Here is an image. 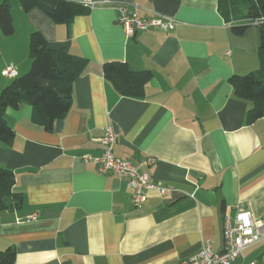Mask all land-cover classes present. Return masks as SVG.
Returning <instances> with one entry per match:
<instances>
[{
    "label": "crops",
    "instance_id": "crops-1",
    "mask_svg": "<svg viewBox=\"0 0 264 264\" xmlns=\"http://www.w3.org/2000/svg\"><path fill=\"white\" fill-rule=\"evenodd\" d=\"M7 1L14 34L0 37V94L13 79L2 74L6 65L30 70L34 31L70 40V53L87 61L51 131L33 121L29 104L4 114L15 138L0 140V165L23 197L20 208L0 210V250L15 249L11 264H175L207 240L222 250L225 216L248 210L264 223V117L248 123L252 104L229 82L259 69L258 25L234 33L218 0H74L89 10L69 24ZM119 3L177 25L128 35ZM108 61L151 70L144 97L120 95L104 77ZM108 125L119 134L115 154L133 163L154 157L147 171L171 191H151L136 208L125 180L80 158L103 153ZM233 264H264V240Z\"/></svg>",
    "mask_w": 264,
    "mask_h": 264
},
{
    "label": "trees",
    "instance_id": "trees-1",
    "mask_svg": "<svg viewBox=\"0 0 264 264\" xmlns=\"http://www.w3.org/2000/svg\"><path fill=\"white\" fill-rule=\"evenodd\" d=\"M219 11L232 25L236 34H242L251 21L260 19V67L244 75L229 78L234 94L251 102L247 121L252 123L264 117V0H218ZM24 11L39 8L54 22L69 24L75 16L88 12L89 6L74 0H20ZM1 35L12 36L14 23L11 5L0 3ZM31 68L12 79L0 94V140L11 144L15 132L4 114L8 108L29 104L33 108V121L46 131L54 128L55 121L68 113L72 103L74 81L84 71L87 61L70 53V40L48 41L40 31L30 36ZM104 77L120 95L144 97L145 87L153 72L136 69L126 61H108L103 65ZM16 179L12 170L0 165V210H14L22 205V195L13 191ZM16 251L9 247L0 250V264H11Z\"/></svg>",
    "mask_w": 264,
    "mask_h": 264
},
{
    "label": "built area",
    "instance_id": "built-area-1",
    "mask_svg": "<svg viewBox=\"0 0 264 264\" xmlns=\"http://www.w3.org/2000/svg\"><path fill=\"white\" fill-rule=\"evenodd\" d=\"M89 6V4H86ZM118 22L128 35L138 31L152 29L172 30L177 21L170 16L151 15L144 17L137 11L129 10L124 3L118 4ZM260 19L251 21V24L259 25ZM2 74L9 78L18 76V71L13 64H8L2 70ZM119 134L111 125L104 128L101 142L104 151L99 156L83 153L80 158L86 163H93L102 173H112L119 179L125 180L132 189V202L136 208H140L148 199L149 193L155 191L159 196H165L172 190V186L156 180L148 173L147 168L156 159L143 157L137 163L115 154V147ZM32 214L29 219L36 218ZM264 240V223L254 218L248 210L239 211L234 218L225 216L223 227V248L220 251L213 249L211 240L204 241L201 248L195 254L175 264H233L234 261L248 248Z\"/></svg>",
    "mask_w": 264,
    "mask_h": 264
}]
</instances>
